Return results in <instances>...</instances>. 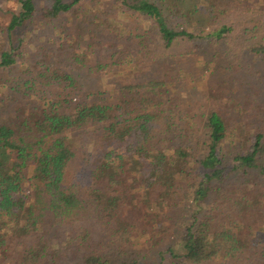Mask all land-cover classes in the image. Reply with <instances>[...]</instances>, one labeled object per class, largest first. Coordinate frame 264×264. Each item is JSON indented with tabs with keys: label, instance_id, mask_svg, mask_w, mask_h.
I'll return each instance as SVG.
<instances>
[{
	"label": "trees",
	"instance_id": "obj_1",
	"mask_svg": "<svg viewBox=\"0 0 264 264\" xmlns=\"http://www.w3.org/2000/svg\"><path fill=\"white\" fill-rule=\"evenodd\" d=\"M48 1L35 17L33 0H17L7 29L71 13L74 27H60L57 53L81 69L91 70L94 40L105 36L108 52L141 63L186 57L199 36L264 64V0ZM190 20L201 32L184 27ZM38 52L40 83L15 89L20 96L0 113V264H140L127 249L141 236L157 256L148 264H264L263 120L240 128L242 117L229 111L246 108L231 97L225 110L218 99L205 105V93L184 114L163 78L123 83L107 96L83 93L46 63L50 50ZM14 61L1 53L0 66ZM87 131L102 145L87 152L83 177L67 178L78 155L72 135ZM195 133L199 149L188 144ZM226 140L233 150L224 152ZM59 226L66 234L55 246L49 234Z\"/></svg>",
	"mask_w": 264,
	"mask_h": 264
},
{
	"label": "rangeland",
	"instance_id": "obj_2",
	"mask_svg": "<svg viewBox=\"0 0 264 264\" xmlns=\"http://www.w3.org/2000/svg\"><path fill=\"white\" fill-rule=\"evenodd\" d=\"M254 3L261 0H248ZM36 16L39 8L47 7L48 0H33ZM88 3V1H87ZM197 0H183L184 5H195ZM17 0H0V56L1 53H7L14 57L15 61L9 66H0V113L4 114L5 110L10 109L9 105L13 103V94L20 96L15 89H24L29 81L33 80L35 84L41 80L35 79L38 71H43L44 62L38 50L51 51L47 56L46 63H53L55 66L62 68L63 71L72 76L77 82L83 93H96L97 90L103 92L104 96L119 85L127 82H134L142 79L163 78L167 80L168 94L173 98L176 97L182 104V113L189 112L192 103L203 98L202 93L209 98L205 105L211 100L218 99L223 110L227 109V99L231 97L235 103H240L246 108L245 115L229 111L231 119L241 118L240 128L247 124L250 128L256 121L264 122V64L262 61L253 58L245 49L239 53H228L229 45L225 40H220L209 44L208 39L194 36L192 38L193 50L186 57L157 59L151 62H137L135 54H120L108 52V37H101L97 45V39L94 40V46L91 54L93 67L78 68L71 65L66 59L63 52L58 55L57 49L60 46V40L57 35L59 29L66 28L68 32L74 27L75 20L72 14L61 15L54 23H45L41 20L28 21L23 27L15 30H8L7 25L10 15L17 10ZM180 7V6H179ZM178 7V8H179ZM82 13L87 14L85 7L81 8ZM195 21L190 20L187 29L193 34L201 32V26H194ZM142 25V23H140ZM210 25H203V30L209 29ZM98 35V34H97ZM181 47V46H180ZM178 47V48H180ZM111 53L112 59L108 58ZM112 62L113 68L108 65ZM48 63V64H49ZM99 63L103 67L95 68ZM14 89V91H13ZM28 99L35 100L33 94H29ZM43 103V102H42ZM41 103V104H42ZM4 105H7L4 107ZM229 121L231 119L226 117ZM183 122V121H182ZM194 120H190L188 126L193 125ZM191 129V127H189ZM189 135V134H188ZM190 136L188 144L196 146L195 138L199 137L197 133ZM201 144V137L198 138ZM72 141L77 152V157L70 162L67 168V178H78L83 171L87 152H92L101 147V140L91 133L79 132L73 133ZM224 152L231 151L232 146L226 140L223 142ZM195 148L199 149V145ZM83 177V176H82ZM79 188H82L83 180L78 181ZM81 195V192H80ZM181 213V211H180ZM177 212L175 213L176 216ZM178 217V216H176ZM174 217L172 221H174ZM66 232L63 226L49 234L50 241L55 246L63 245ZM177 233L169 238L171 242L177 238ZM62 236V237H61ZM133 246L128 248V254L140 257V264L155 262L156 253L151 250L152 242L150 239L133 237ZM133 249V250H131ZM148 262V263H147ZM158 262V260H157ZM62 264H81L79 261L64 262Z\"/></svg>",
	"mask_w": 264,
	"mask_h": 264
}]
</instances>
